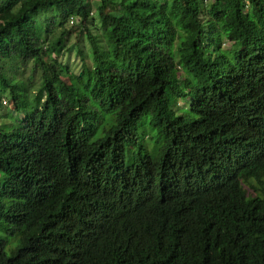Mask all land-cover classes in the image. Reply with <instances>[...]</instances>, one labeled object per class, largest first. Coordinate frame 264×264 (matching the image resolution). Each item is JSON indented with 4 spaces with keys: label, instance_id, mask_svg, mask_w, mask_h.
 <instances>
[{
    "label": "trees",
    "instance_id": "obj_1",
    "mask_svg": "<svg viewBox=\"0 0 264 264\" xmlns=\"http://www.w3.org/2000/svg\"><path fill=\"white\" fill-rule=\"evenodd\" d=\"M2 107L0 264H264V0H0Z\"/></svg>",
    "mask_w": 264,
    "mask_h": 264
},
{
    "label": "rangeland",
    "instance_id": "obj_2",
    "mask_svg": "<svg viewBox=\"0 0 264 264\" xmlns=\"http://www.w3.org/2000/svg\"><path fill=\"white\" fill-rule=\"evenodd\" d=\"M73 21L76 22V19H73ZM70 24H71L70 21H68L66 26H69ZM78 38L80 39V43L84 44L85 48H88L84 35L80 36V35H77L75 32H72L69 35L66 47L70 44H74ZM223 47L230 48L231 46H230V43L225 41L223 43ZM67 58H68V54L66 52H63L60 59L66 61ZM78 63H79V60L75 56L74 50H73V52L69 55V64L71 65L72 68H76L78 66ZM29 70L30 69H25L22 75L24 77H27L30 74ZM36 78L37 76L34 75V80ZM189 99H190L189 95H186L184 98L178 99L177 103L179 104V107H177V105L173 103L174 112L180 113L182 111H185L186 106L184 107V105L186 104V102H188ZM2 104L3 106H6V104H4L3 102ZM6 108L7 107L0 108V114L5 115ZM188 112L189 111H187L186 113ZM175 115H179V114H175ZM144 124L148 128L144 127L143 126ZM137 133L139 135V138L142 137V135L144 134V137L142 139V145L144 148L142 147V149H140L142 152H147L151 156H157L162 151L163 145H164L163 139L157 134L156 129L150 125L149 120L147 118H144L139 122L137 126ZM128 158H129V151L126 150L125 159L127 160Z\"/></svg>",
    "mask_w": 264,
    "mask_h": 264
},
{
    "label": "clouds",
    "instance_id": "obj_3",
    "mask_svg": "<svg viewBox=\"0 0 264 264\" xmlns=\"http://www.w3.org/2000/svg\"><path fill=\"white\" fill-rule=\"evenodd\" d=\"M229 179H230V180H234V176L231 175V176L229 177Z\"/></svg>",
    "mask_w": 264,
    "mask_h": 264
}]
</instances>
